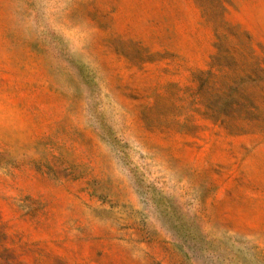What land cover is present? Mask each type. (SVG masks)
<instances>
[{
    "label": "rangeland",
    "instance_id": "1",
    "mask_svg": "<svg viewBox=\"0 0 264 264\" xmlns=\"http://www.w3.org/2000/svg\"><path fill=\"white\" fill-rule=\"evenodd\" d=\"M0 264H264V0H0Z\"/></svg>",
    "mask_w": 264,
    "mask_h": 264
}]
</instances>
